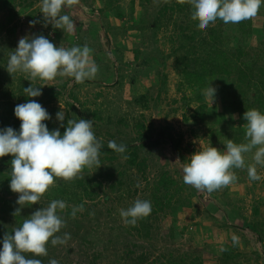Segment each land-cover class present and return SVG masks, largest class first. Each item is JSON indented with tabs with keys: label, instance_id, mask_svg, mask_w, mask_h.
Returning a JSON list of instances; mask_svg holds the SVG:
<instances>
[{
	"label": "rangeland",
	"instance_id": "rangeland-1",
	"mask_svg": "<svg viewBox=\"0 0 264 264\" xmlns=\"http://www.w3.org/2000/svg\"><path fill=\"white\" fill-rule=\"evenodd\" d=\"M103 1L79 0L78 5L70 9L65 8L62 14H68L76 25L74 32L68 34L61 29L53 28L51 24H45L43 14L40 12L41 0H0V114L14 113L17 104L35 98L27 97L23 93V88L31 85L24 74L11 76L6 70V65L10 52L16 49L20 38L43 35L57 47H83L87 44L93 50L92 57L99 67L96 77L82 84H74V79L69 77H57L53 81L39 79L35 81V86L59 88L60 85L66 84L67 88L53 100L42 97L38 102L52 117L44 123H52L54 127H58L60 122L57 121L56 114L64 110L66 125L69 118L75 119L80 115V119L93 120L96 137L106 145L109 141H115L117 144L129 141L133 144L139 143L135 140L137 136L135 123L140 121H144L146 125H153L155 132L167 127L176 138L181 135L183 139L178 151L167 143L157 148L148 145L139 150V158L145 157L148 163L146 175L148 179L145 177V180L142 179L138 168L128 165L126 159L117 152L101 153L99 157L101 166L98 169L85 168L82 175H95L97 172L105 173L110 170H114V175L111 178L102 176L96 178L102 181L100 196L94 199L85 198L84 211H78L79 215L76 214L75 218L66 216L65 211L68 207L72 209L77 205L72 201L64 200L68 207L60 215L65 219L66 227L61 229L58 235L69 233L71 238L63 245L52 246L49 243V259H56L59 264H116V257L126 255L129 243L135 245H130L131 250L135 251L134 256L142 253L141 246L147 247L148 244L134 232L131 225H125L120 210L132 206L137 199L150 201V185L153 177L164 169L176 179L175 187L179 190L175 199L182 198L185 202L179 205L178 211L167 213L155 224L157 226L155 256L174 250L176 255L184 254L192 258L198 256L203 264H222L219 259L221 249L225 244H229L239 253L236 264H264V242L262 243L256 236V231L252 230V227L264 230V167L258 166L257 169L262 177L261 180L251 181L246 168L237 169L236 182L210 194L206 191H198L183 182V164L188 162L196 151L212 145L208 128L210 123L197 121L193 117V111L198 103L195 101L187 103L185 99L184 95H192L191 89L185 84L182 86L183 90L180 89L183 80L176 67L177 56L171 54V49L175 48L176 43L169 39L175 26L170 24L160 29L153 39L147 41L143 39L144 43L141 44L142 39L135 38V30H126L122 33L124 26L128 29L127 26L130 24L128 14L121 19L112 12L105 15L101 10ZM132 1L120 0L118 4L129 13ZM140 1L142 0H135L134 6V16L137 21L142 10L149 19H152L164 4V0H143L146 5L145 10L141 8ZM114 4L116 5V1ZM176 17L174 16L173 19ZM252 19L254 27L259 29L261 18L256 16ZM108 23L116 26L118 33L117 37L115 34L116 38L114 36L107 38L105 26L107 27ZM255 37L256 34H252L248 43L253 44ZM135 44L139 45L143 52L139 60H134L132 48ZM117 55L121 56V60ZM146 57L151 59L144 63ZM149 63L153 66L150 67ZM104 65H107L105 67L113 65L115 70L120 67V71L115 72L114 75L104 74V76L101 72ZM147 68L150 69L148 75L144 73ZM132 77H135L134 81L131 80ZM109 78L110 80L106 81ZM72 88L77 99L73 107H70L67 102H73L68 96ZM214 88L217 89L214 102L206 101V103L210 110L218 111L223 108L222 102L226 94L219 85ZM146 90H149L153 99L150 101V107L142 108L134 102L133 95L145 93ZM93 111H97L98 117L93 115ZM226 116L231 117L227 124L233 128L240 125L245 128L246 120H240L237 112ZM244 142H246L245 137L241 143ZM226 143L227 141H223L213 147L223 151ZM252 155V153L246 154L247 164L253 163ZM10 159L12 156L6 158V160ZM2 165H4L3 173L11 174V161L6 164L2 162ZM114 167L124 174L125 183L123 182L119 187L116 178H122V175L118 174V171L115 172ZM67 183L57 178L56 186L51 187L38 204L25 205L21 211L28 218L39 207H47L52 200L58 198L54 189L57 190V186L60 185L67 187ZM112 184L115 186L113 187ZM9 189L7 186L8 191ZM135 189L137 194L133 193ZM7 193L5 192L4 195ZM103 194L108 195L109 202L115 199V206L107 202ZM6 198L17 200L18 194H9ZM254 207L259 209L257 213H254ZM4 227L15 228L19 227V224L13 215L6 214L4 217L0 204V229L3 228V232L0 233V248L3 236L7 233ZM170 232L174 237H171ZM233 235L239 237V242L235 245L232 241ZM95 252L101 254L96 261L92 258ZM120 263L129 264L130 261L128 263L126 260H121Z\"/></svg>",
	"mask_w": 264,
	"mask_h": 264
},
{
	"label": "clouds",
	"instance_id": "clouds-1",
	"mask_svg": "<svg viewBox=\"0 0 264 264\" xmlns=\"http://www.w3.org/2000/svg\"><path fill=\"white\" fill-rule=\"evenodd\" d=\"M165 3L168 0H164ZM188 4L191 19L198 22L199 30L221 20L228 24H238L257 16L264 0H178ZM79 0H41L40 12L45 24L72 34L76 27L65 8H72ZM33 24L35 21L32 22ZM93 50L83 47H57L43 35L32 38L22 37L16 49L12 50L6 65L7 72L13 76L24 74L31 82L23 93L27 97L42 95L41 87L35 81H53L57 77L73 78L78 84L96 77L98 65L92 57ZM46 85V84H45ZM217 89L209 85L203 90L206 101L214 102ZM61 107V106H60ZM14 115L21 121L17 132L12 127L0 129V158L11 155L10 189L18 194L16 203L20 206L12 213L21 215L25 205L38 204L51 187L56 186L57 178L66 182L84 179L85 168L97 169L101 166L100 154L103 143L96 137L93 120L69 118L63 134L59 129L50 131L45 121L52 117L35 99L17 104ZM246 120L244 143L227 140L225 150L209 146L193 153L183 164V182L198 191L212 193L228 187L238 180L237 169H247L251 181L261 180L258 166L264 167V113L258 109L244 112ZM60 126L64 127L65 111L56 114ZM108 148L123 155L127 145L108 142ZM252 153L253 163H246V154ZM127 159V156H124ZM179 161V160H177ZM68 205L63 200L54 199L47 207L35 210L28 218L5 233L0 248V264H42L40 259L28 258L48 255V244H66L71 238L69 233L58 235L66 227L60 215ZM84 211V205L72 207L71 216ZM152 212L149 200L137 199L132 206L120 210L125 225L135 226ZM233 245L239 237L233 235ZM227 249H221L226 251ZM49 264H59L51 259Z\"/></svg>",
	"mask_w": 264,
	"mask_h": 264
},
{
	"label": "trees",
	"instance_id": "trees-1",
	"mask_svg": "<svg viewBox=\"0 0 264 264\" xmlns=\"http://www.w3.org/2000/svg\"><path fill=\"white\" fill-rule=\"evenodd\" d=\"M114 1H116V5ZM103 2L104 4L101 10L105 15H109L112 12V14H116L119 19H121L128 14L130 24L127 26L128 29L124 26L122 33H125L126 30H135V38L142 39L140 41L141 44L144 43L143 39L146 41L153 39L160 29L168 27L170 24L175 26L173 33L169 37L170 41L176 43L175 48L172 47L171 49V54L177 56L176 67L183 80V83H180V89L183 90V84L191 89V96L184 95L187 103L191 101L198 103L193 111V117L197 121L201 120L210 123V127L208 128L212 146L217 144L220 145L223 141H227L228 139H231L234 143H241L245 137V128L242 125L233 128L231 125L227 124V121H229L231 117H227L226 114L229 115L237 112L240 120L244 121L243 114L247 110L255 108L264 113V6L260 8L257 14V16L261 18L259 29L254 27L253 19L238 24H226L221 20H217L214 24H210L205 30L201 31L197 26L198 22L191 19V7L186 3H179L178 0H168L167 3L164 2L155 15L152 16V19H149L144 10H142L138 21L134 16L135 0L131 2L129 13H126L125 8L118 4L120 0H104ZM140 2L141 8L146 10L144 1L142 0ZM174 16L177 17L173 19ZM105 29L107 38H109V36H114V38L117 37L118 33L116 26L108 23ZM252 34H256V37L255 42L250 44L248 43V39ZM121 46L123 45L121 44ZM138 46L139 45L135 44L132 48L134 60H139L143 54ZM117 57L121 60V56L117 55ZM149 59L148 57L144 58V63H147ZM100 65H102V63ZM105 66L107 65H104L101 71L103 75H114L115 72L119 73L120 71V67H117L115 70L113 65H108V67ZM149 66L152 67V63H149ZM148 68L144 71L146 75L149 74L150 69ZM109 80L110 78L106 79V81ZM131 80L134 81L135 77H132ZM209 83L211 87H217L219 85L222 88L221 90H225L226 97L222 102L223 108L221 110H210L206 103L203 90ZM74 84H76V82ZM66 89V84L60 85L59 88L55 86L48 88L41 87L42 95L34 99L37 102H40L42 97L48 98L47 100H53ZM68 96L73 99V102L68 101L67 105L73 107L77 99L73 88L69 90ZM133 96L134 102L140 107H150V101L153 98L149 90H146L145 93H134ZM93 115L98 117L99 114L97 111H93ZM80 118L81 115L75 119L78 120ZM20 123L21 121L17 119L12 112L0 114V129L12 127L18 132ZM217 125L218 127H215ZM47 126L50 131L59 129L61 134H63L66 124L64 123V127L60 125L54 127L52 123L47 124ZM135 131L137 134L135 140H138L139 143L133 144L131 141L124 143V145H127L126 153L123 155L118 154L123 157L127 156L126 163L130 166H136L139 173L142 175V179L144 178L145 180L148 163L145 157L142 159L139 158V150L148 145L157 148L161 144L167 143L170 144L175 151H178L181 147L183 137L180 135L176 138L167 127H162L155 132L153 125H146L144 121L135 123ZM106 152L116 153L112 149H109L106 144H103L101 153ZM10 156L11 155H8L0 159V204L1 210L4 212V217L6 214L12 215L15 209L18 208L16 203L17 200L6 198L7 195L14 194L11 189H9V191L7 190V186L9 187L10 185L11 174L7 172L8 175H5L3 173L4 165H2V162L6 164L11 161V159L6 160V158ZM114 169L115 172L118 171V174L122 175V178H116V184H118L117 186L119 187L124 182V174H122L119 169L116 170V167H114ZM113 175L114 170L106 171L105 173L97 172L95 175L84 176V179H75L68 182L67 187L65 185L57 186V190L54 189L58 194L57 199L63 201L68 200L70 202L72 201L75 205L83 204L85 206V198L94 199L100 196L102 192V181H98L96 178L99 176L111 178ZM146 179L148 178L146 177ZM112 185L113 187L115 186L114 184ZM176 185V179L167 170H160L159 173L153 177V182L150 185L152 212L148 217L139 220L135 226H131L134 232L143 239L148 246H141V248H143L142 253L134 256L135 251L131 250V243H129L127 245L126 255L119 256L118 258L116 257V264H121V260H126L128 263L130 261L131 264H203V261L198 256L192 258L184 254L176 255L174 250L157 254L156 256L154 255V250L156 249L155 229L157 228L155 224L161 217H165L167 213H175L178 211L179 205L182 204L183 201L185 202L182 198L175 199L179 190V188L175 187ZM117 186L116 190L118 189ZM5 192L8 193L4 195ZM133 193L137 194L136 189ZM103 195L107 202H109L108 195ZM121 196L120 194L119 197ZM49 197H51V195H49ZM114 202L115 199H112L109 203L115 206ZM127 206L128 204L125 208H127ZM258 210L257 207H254V213H257ZM71 211L72 209L68 207L65 211L66 216H71ZM76 214L79 215L78 212ZM15 218L20 226L22 221L27 217L24 212L21 211V215ZM13 229L12 227H4L7 233H11ZM256 229L257 228L252 227V230H254V232L256 231L255 233L258 239L263 243L264 234H262V232H264V230ZM1 232H3V228L0 229V233ZM170 235L174 237L171 232ZM132 245L135 246L134 244ZM222 248L227 250L221 252L219 256L220 262L222 264H236V259L239 254L237 253L238 251H235L234 247L229 244H225ZM55 250L56 249H54V251ZM91 250L93 251L94 249ZM167 250L170 249L167 248ZM27 255L28 258L40 259L42 264H49V255L40 257H35L32 254ZM100 255L101 254L97 252L93 253V260H98Z\"/></svg>",
	"mask_w": 264,
	"mask_h": 264
}]
</instances>
